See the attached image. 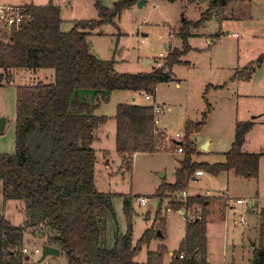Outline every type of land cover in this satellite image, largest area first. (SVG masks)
Returning <instances> with one entry per match:
<instances>
[{
  "label": "rangeland",
  "instance_id": "obj_1",
  "mask_svg": "<svg viewBox=\"0 0 264 264\" xmlns=\"http://www.w3.org/2000/svg\"><path fill=\"white\" fill-rule=\"evenodd\" d=\"M115 1L101 0V4L111 8ZM212 1L146 0L141 7L136 3L123 10L113 23L87 31L86 40L91 53L101 60H113L114 70L118 73L138 74L149 72L152 67H160L168 53L165 48L183 49L181 33H186L187 45L196 48H190L180 57L181 63L172 66L171 80L156 86V100L164 109L158 117L157 126L165 130L166 150L137 153L132 159L131 168L126 169L121 155L115 150L114 112L118 104L131 102L130 92H112L96 110L98 115L108 118L95 130L92 143L95 150V187L99 192L110 195L114 212V220L107 223L108 236L112 237L114 231L118 234L127 232L125 201L131 208L132 244L147 229L159 228V217L163 220L160 229L164 239H153L148 246L142 245L134 257L138 263L145 262L148 253L156 251L159 245H164L167 250L163 256L164 263L169 262L168 255L179 248L185 234L186 218L201 215V207L194 205L186 209L184 205L180 210L166 211L168 203L185 202L188 197L198 195L206 198L205 203L211 202L206 205V247L211 264H220L222 259L228 263L248 264L253 249L259 245L264 247V228L261 229L260 218V213L264 217V160L257 181L236 176L232 170L216 175L203 171L201 177L194 173L185 179L186 196L178 192L170 193L162 203L156 197L157 188L162 183L175 181V171L180 167L184 154L177 152L176 146L168 138L178 132L182 139L188 119L200 121L207 103L210 105L205 125L198 132L190 134L196 149L190 158L194 163H223V153L229 150L234 138L235 123L245 121L248 108H259L262 103L244 97L237 99L235 96L241 90V85L232 82L237 77H249V70L241 67L228 70L235 60H240L239 64L246 61H254L255 64L263 58L264 36L259 35L264 34L260 30L264 21L249 22V30L245 24L249 18L247 16L264 15V0H252L250 3L248 0H226V3L222 0L220 4L217 0L215 3ZM50 2L60 8L62 32L70 31L77 22L98 20L95 0H0L1 5L21 7ZM251 33L257 37L253 38ZM247 39L250 42L246 46L244 42ZM0 40L8 42L4 36ZM160 52L163 53L162 57L159 56ZM7 74L0 70V117L5 119L0 132V154L14 152L15 87L31 86L39 81L49 82L54 78L53 69H16L10 73L11 76ZM260 75L264 79V72ZM208 84L222 87H209L206 90ZM136 96L133 104L153 101V96L151 100H146L144 94L138 93ZM258 123L264 124V114L259 115ZM260 128L264 130V125ZM260 128L251 131L249 136L245 135L244 149L253 151L259 148L258 145L264 148V132H259ZM207 141H211L210 151H202L201 147ZM205 191L212 197L205 196ZM139 197L147 199L146 205L139 203ZM237 198L244 200L246 205L235 203ZM0 206L5 207L12 225H21L26 220L23 201L3 200L1 180ZM157 211H160L159 216ZM241 220L243 222L239 223ZM26 239L29 243L25 247L35 264L67 263V255L61 250L58 255H47L37 262L45 243L30 235ZM36 248L40 252L32 253Z\"/></svg>",
  "mask_w": 264,
  "mask_h": 264
},
{
  "label": "trees",
  "instance_id": "obj_2",
  "mask_svg": "<svg viewBox=\"0 0 264 264\" xmlns=\"http://www.w3.org/2000/svg\"><path fill=\"white\" fill-rule=\"evenodd\" d=\"M139 0H116L111 8L95 0L98 20L81 21L70 31L60 30V8L50 3L24 7L28 16L18 29L1 31L0 70L11 76L16 69H53L54 78L34 85L16 86L15 139L12 154H0V180L3 200L24 203L26 220L15 226L0 213V264H35L21 251L30 235L67 255L66 264H165L164 245L150 251L145 262L134 257L142 245L153 239L163 240L159 228L147 229L135 244L131 241V208L124 202L127 232L114 231L108 236L107 223L114 220L110 195L99 192L94 183L95 130L107 121L96 110L114 91L155 95L159 83L171 80V68L190 50L186 33H181L182 50H168L163 65L138 74L118 73L113 60H101L91 53L87 31L113 23L121 12ZM174 1V0H167ZM222 0H217L219 4ZM226 1V0H224ZM260 61L244 67L250 75ZM222 86L208 85V88ZM210 105L198 122L184 126V158L175 171L173 183H162L156 191L160 203L167 194L184 190L185 179L196 171L216 175L233 171L244 178H257L262 153H244L245 135L251 121L235 124L234 138L223 163H194L196 153L190 134L198 132L207 120ZM115 150L123 166L131 168L137 153L166 150L165 134L154 123L152 105L120 103L114 112ZM171 143V142H170ZM163 147V149H161ZM206 198L188 197L185 202H169L167 210L198 205L201 215L186 218V228L179 248L167 264H209L206 247ZM160 211H157V216ZM261 229L264 217L260 213ZM233 264V263H232ZM248 264H264V247L252 251Z\"/></svg>",
  "mask_w": 264,
  "mask_h": 264
},
{
  "label": "crops",
  "instance_id": "obj_3",
  "mask_svg": "<svg viewBox=\"0 0 264 264\" xmlns=\"http://www.w3.org/2000/svg\"><path fill=\"white\" fill-rule=\"evenodd\" d=\"M249 1V3L250 2H252V0H248ZM146 2V1H145ZM213 3H215V0H213L212 1ZM225 3H226V1H225ZM217 5V4H216ZM215 9V8H214ZM250 12V11H249ZM253 14V13H252ZM247 17H249L248 18V20L246 21V24H245V28L247 29V30H249V28H250V23L249 22H252V21H264V15H255V14H253V15H250V16H247ZM261 24L263 25L264 24V22H261ZM260 27V26H259ZM260 30L261 31H264V25L260 28ZM251 34H253V33H251ZM250 34V35H251ZM217 35V34H216ZM218 36V35H217ZM233 36V35H232ZM253 36V38L254 37H257L256 36V34H253L252 35ZM259 36H264V34H261L260 33V35ZM258 36V37H259ZM171 37V36H170ZM188 41V40H187ZM249 42H250V40H248L247 39V41H245L244 43H245V45L247 46L248 44H249ZM207 43H209V40L207 39ZM173 47H168V48H165V50L166 51H168V50H170V49H172ZM190 48L191 49H196V48H193L192 46H190ZM160 53H162V52H160ZM159 53V54H160ZM225 56V55H224ZM239 61L240 60H235V62L233 63V67L232 68H229V70L228 71H230L231 69H239L240 67L241 68H244V67H246V66H249L250 64H253L254 63V61H250V62H248V61H246V62H243L242 64H239ZM174 68V67H173ZM262 72H264V56H263V58L260 60V63H259V66L258 67H256L254 70H253V72L251 73V75L247 78V77H245V76H243V77H237L236 79H234V81L232 82V83H234V84H239L240 83V85H241V90H238L236 93H235V96H236V98L237 99H240V98H245V99H255L256 101H258V102H262V103H260V107L259 108H257V106H252V107H250V108H248V115H247V118H245L247 121H251V123H252V127H251V129L248 131V133L246 134V136H249V134H250V132L252 131L253 132V130L254 129H258V128H260V126H263V125H261L260 123H258L257 124V122L259 121V115H263L264 114V79H263V77L260 75ZM243 80V81H242ZM243 82V83H242ZM208 85H211V84H208ZM213 86H218V84H212ZM248 86H250V88H251V90H250V88L248 87ZM247 88H249V89H247ZM136 94H138V93H130V101L131 102H128V103H130V104H133V103H135V99H136ZM127 103V102H126ZM153 103H155V104H160V105H162L161 103H159V102H157V100H156V95H154L153 96V101L150 103H146L145 105H151V104H153ZM137 104V103H136ZM164 105V104H163ZM166 110H168V109H166ZM245 120V121H246ZM188 121H190V119H188ZM237 122H243V121H237ZM236 122V123H237ZM235 123V124H236ZM158 127V126H157ZM161 131H165L164 130V128H161V127H158ZM259 132H264V130H262V128H260L259 129ZM194 134V133H193ZM232 142H233V140L231 141V143H230V146H231V144H232ZM245 142H246V139H245V141H244V144H243V146H242V151L244 152V153H262V156L260 157V159H259V165H258V176H257V178H259V176H260V170H261V163H262V160H264V148H262L263 147V145H258L259 146V148H257V149H255V150H253V151H251V150H247V149H244V145H245ZM210 145H211V141H207L206 143H204L203 145H202V147H201V150L202 151H210ZM205 147V149H202V148H204ZM230 149V148H229ZM229 150H227V151H225L224 153H223V156H224V161H225V153H227ZM223 161V162H224ZM210 164H214V163H210ZM106 167V166H105ZM228 172V171H227ZM226 172V173H227ZM235 174V173H234ZM202 175H203V171H202ZM201 175V176H202ZM196 176V175H195ZM201 176H197V177H201ZM237 176V175H236ZM239 177H241V176H239ZM257 178H253V180H255V181H257L258 179ZM245 179H252V178H245ZM205 196H209V197H212V195H210L209 194V192L208 191H205ZM238 199H241V198H237V200ZM10 201V200H9ZM8 202V201H7ZM208 202V203H207ZM206 202V205H210V203L211 202H209V201H207ZM235 203H236V201H235ZM167 211H169V210H167ZM258 212H259V210H258ZM0 213L1 214H3L4 215V217L5 218H8L9 216L7 215V213H6V211H5V207L3 208V207H1L0 206ZM181 215H182V212H179ZM8 220H9V218H8ZM217 220V219H216ZM183 237H184V235H183ZM182 237V238H183ZM206 239H207V235H206ZM252 245H254V243L252 244ZM251 254V253H250ZM171 255H172V252H170V254L168 255L169 256V259H168V261H170V259H171ZM249 259H247V261H248ZM167 261V262H168ZM207 261H208V263L209 264H211L210 263V259H209V257H208V251H207ZM237 264V263H235V262H230V263H228L226 260H224V259H222V262L220 263V264Z\"/></svg>",
  "mask_w": 264,
  "mask_h": 264
},
{
  "label": "built area",
  "instance_id": "obj_4",
  "mask_svg": "<svg viewBox=\"0 0 264 264\" xmlns=\"http://www.w3.org/2000/svg\"><path fill=\"white\" fill-rule=\"evenodd\" d=\"M27 17L28 16L24 12V7L16 6V5H1L0 4V32L1 31L9 32L12 29H18L24 23ZM233 36L235 35L233 34ZM159 56L162 57L163 53H160ZM144 97L146 100L152 99V96L149 94H144ZM152 107H153V114H154V123L157 125L158 117L159 115L163 114L164 109L162 105L155 104V103L152 104ZM165 139H166V136H165ZM181 140L182 139H180V133L178 132H176L172 137L168 138V141L176 146V151L179 153H182V149H183L182 145L178 144L179 142H181ZM161 149H163V147ZM195 175L201 176L202 171H196ZM178 194L181 196H186V192L184 190L181 192H178ZM138 201L143 206L146 205L147 203V199L145 197H139ZM236 203L239 205H243V204L246 205L245 201L241 199L236 200ZM242 222L243 221L241 220L239 223H242ZM21 251L25 254H28L29 252L26 247H23ZM39 252H40L39 248H36L32 251V253H39Z\"/></svg>",
  "mask_w": 264,
  "mask_h": 264
},
{
  "label": "water",
  "instance_id": "obj_5",
  "mask_svg": "<svg viewBox=\"0 0 264 264\" xmlns=\"http://www.w3.org/2000/svg\"><path fill=\"white\" fill-rule=\"evenodd\" d=\"M145 1L146 0H139L137 2L138 7H141L145 3ZM4 124H5L4 117H0V132L3 130ZM202 149H205V147ZM59 252H60L59 248L47 244H43L41 247V255L37 262H41L47 255H58Z\"/></svg>",
  "mask_w": 264,
  "mask_h": 264
}]
</instances>
